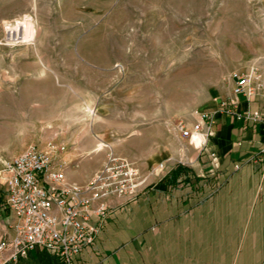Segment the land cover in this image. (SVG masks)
<instances>
[{
  "label": "rangeland",
  "instance_id": "374dc122",
  "mask_svg": "<svg viewBox=\"0 0 264 264\" xmlns=\"http://www.w3.org/2000/svg\"><path fill=\"white\" fill-rule=\"evenodd\" d=\"M23 20L26 40L9 31ZM263 68L264 0H0V217L10 157L49 146L76 169L112 154L139 174L173 120Z\"/></svg>",
  "mask_w": 264,
  "mask_h": 264
},
{
  "label": "crops",
  "instance_id": "0c3cea01",
  "mask_svg": "<svg viewBox=\"0 0 264 264\" xmlns=\"http://www.w3.org/2000/svg\"><path fill=\"white\" fill-rule=\"evenodd\" d=\"M258 72L259 87L249 100L230 95L212 101L201 111L208 118L189 122L211 121L203 150L174 136L150 170L140 168L134 202L105 200L110 215L75 264H264V176L260 162L252 161L263 158L264 145V68ZM97 167L66 166L65 176L83 185ZM13 220L10 212L0 217V234L13 236ZM12 264L60 262L37 250Z\"/></svg>",
  "mask_w": 264,
  "mask_h": 264
},
{
  "label": "built area",
  "instance_id": "2783aa9c",
  "mask_svg": "<svg viewBox=\"0 0 264 264\" xmlns=\"http://www.w3.org/2000/svg\"><path fill=\"white\" fill-rule=\"evenodd\" d=\"M259 79L256 69L232 72L231 95L249 100L259 87ZM192 117L205 119L208 114L195 112ZM259 117L255 114L254 120ZM210 125L211 121L208 125L200 121L190 124L176 118L170 127L187 147L199 152L206 147ZM55 153L49 146L30 147L2 163L4 206L14 220L13 236L0 238V264L16 263L37 250L54 256L60 264H75L81 251L93 245L110 215L105 200L116 196L129 202L138 194V171L125 159L108 154L90 179L77 185L66 179L67 164ZM259 155L263 158L252 161L260 162L264 176V145Z\"/></svg>",
  "mask_w": 264,
  "mask_h": 264
},
{
  "label": "bare ground",
  "instance_id": "6f19581e",
  "mask_svg": "<svg viewBox=\"0 0 264 264\" xmlns=\"http://www.w3.org/2000/svg\"><path fill=\"white\" fill-rule=\"evenodd\" d=\"M15 24V23H14ZM9 25V24H8ZM14 26V25H13ZM23 27V30L25 31L24 33V40L30 38L32 36V30H33V26L30 24L29 21L27 20H23V22H17L16 25L13 28H10L9 31L10 33H17L18 30H20V28ZM34 31V30H33ZM21 34V32H20ZM9 37V36H8ZM16 38V37H15ZM101 149V144L98 145L97 149L95 151H99Z\"/></svg>",
  "mask_w": 264,
  "mask_h": 264
}]
</instances>
